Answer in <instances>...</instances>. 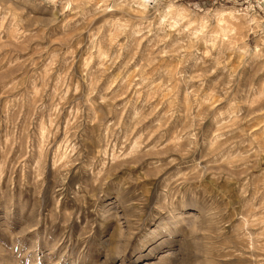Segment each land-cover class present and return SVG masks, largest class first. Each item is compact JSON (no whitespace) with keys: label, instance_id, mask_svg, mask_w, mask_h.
<instances>
[{"label":"rangeland","instance_id":"374dc122","mask_svg":"<svg viewBox=\"0 0 264 264\" xmlns=\"http://www.w3.org/2000/svg\"><path fill=\"white\" fill-rule=\"evenodd\" d=\"M0 264H264V0H0Z\"/></svg>","mask_w":264,"mask_h":264}]
</instances>
